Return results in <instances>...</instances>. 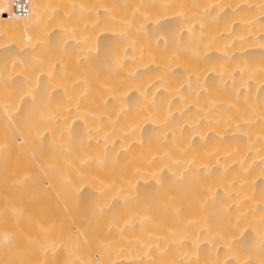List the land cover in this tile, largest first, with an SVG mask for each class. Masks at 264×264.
I'll list each match as a JSON object with an SVG mask.
<instances>
[{
    "label": "bare ground",
    "instance_id": "bare-ground-1",
    "mask_svg": "<svg viewBox=\"0 0 264 264\" xmlns=\"http://www.w3.org/2000/svg\"><path fill=\"white\" fill-rule=\"evenodd\" d=\"M0 0V264H264V0Z\"/></svg>",
    "mask_w": 264,
    "mask_h": 264
},
{
    "label": "built area",
    "instance_id": "built-area-1",
    "mask_svg": "<svg viewBox=\"0 0 264 264\" xmlns=\"http://www.w3.org/2000/svg\"><path fill=\"white\" fill-rule=\"evenodd\" d=\"M30 0H11V14L15 17H24L29 13Z\"/></svg>",
    "mask_w": 264,
    "mask_h": 264
}]
</instances>
